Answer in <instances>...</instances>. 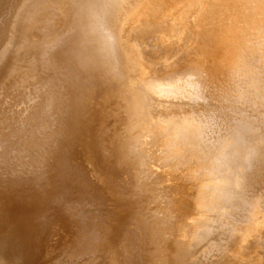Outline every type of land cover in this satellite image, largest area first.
Instances as JSON below:
<instances>
[{
  "label": "bare ground",
  "instance_id": "bare-ground-1",
  "mask_svg": "<svg viewBox=\"0 0 264 264\" xmlns=\"http://www.w3.org/2000/svg\"><path fill=\"white\" fill-rule=\"evenodd\" d=\"M0 264H264V0H0Z\"/></svg>",
  "mask_w": 264,
  "mask_h": 264
}]
</instances>
